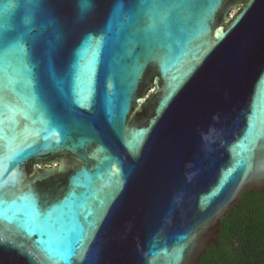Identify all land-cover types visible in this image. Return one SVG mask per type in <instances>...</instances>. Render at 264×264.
<instances>
[{
    "label": "water",
    "instance_id": "1",
    "mask_svg": "<svg viewBox=\"0 0 264 264\" xmlns=\"http://www.w3.org/2000/svg\"><path fill=\"white\" fill-rule=\"evenodd\" d=\"M254 189L264 0H35L0 29V264H198Z\"/></svg>",
    "mask_w": 264,
    "mask_h": 264
},
{
    "label": "trees",
    "instance_id": "2",
    "mask_svg": "<svg viewBox=\"0 0 264 264\" xmlns=\"http://www.w3.org/2000/svg\"><path fill=\"white\" fill-rule=\"evenodd\" d=\"M221 223L198 264H264V189L244 191Z\"/></svg>",
    "mask_w": 264,
    "mask_h": 264
},
{
    "label": "clouds",
    "instance_id": "3",
    "mask_svg": "<svg viewBox=\"0 0 264 264\" xmlns=\"http://www.w3.org/2000/svg\"><path fill=\"white\" fill-rule=\"evenodd\" d=\"M35 0H0V29L9 23L25 25Z\"/></svg>",
    "mask_w": 264,
    "mask_h": 264
},
{
    "label": "rangeland",
    "instance_id": "4",
    "mask_svg": "<svg viewBox=\"0 0 264 264\" xmlns=\"http://www.w3.org/2000/svg\"><path fill=\"white\" fill-rule=\"evenodd\" d=\"M236 13V10H234L233 12H232V14L234 15Z\"/></svg>",
    "mask_w": 264,
    "mask_h": 264
},
{
    "label": "snow or ice",
    "instance_id": "5",
    "mask_svg": "<svg viewBox=\"0 0 264 264\" xmlns=\"http://www.w3.org/2000/svg\"><path fill=\"white\" fill-rule=\"evenodd\" d=\"M3 245H0V247H2Z\"/></svg>",
    "mask_w": 264,
    "mask_h": 264
},
{
    "label": "built area",
    "instance_id": "6",
    "mask_svg": "<svg viewBox=\"0 0 264 264\" xmlns=\"http://www.w3.org/2000/svg\"><path fill=\"white\" fill-rule=\"evenodd\" d=\"M231 15H233V14L231 13Z\"/></svg>",
    "mask_w": 264,
    "mask_h": 264
}]
</instances>
